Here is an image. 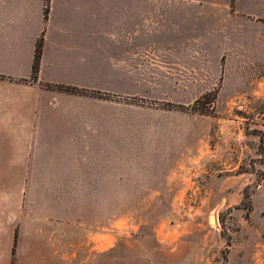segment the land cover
Listing matches in <instances>:
<instances>
[{"label": "rangeland", "instance_id": "1", "mask_svg": "<svg viewBox=\"0 0 264 264\" xmlns=\"http://www.w3.org/2000/svg\"><path fill=\"white\" fill-rule=\"evenodd\" d=\"M170 2L132 95L95 94L125 113L126 144L81 150L91 168L0 176V237L61 216L62 264H264V0Z\"/></svg>", "mask_w": 264, "mask_h": 264}, {"label": "crops", "instance_id": "2", "mask_svg": "<svg viewBox=\"0 0 264 264\" xmlns=\"http://www.w3.org/2000/svg\"><path fill=\"white\" fill-rule=\"evenodd\" d=\"M169 1L50 0L46 17V0H0V176H34L30 163L37 161H53L47 169L91 168L95 158L79 156L81 150L126 144L125 113L121 120L118 110L111 119L103 110L107 106L96 103L108 101L95 94L132 95L128 89L143 70L144 34L153 42L159 23L169 24L175 9ZM97 8L109 19L99 20ZM163 10L170 15L160 17ZM42 38L35 81L33 64ZM114 160L120 159H102ZM3 231L0 264H62L61 216L11 222ZM98 235L104 239L98 253L104 255L110 251V228Z\"/></svg>", "mask_w": 264, "mask_h": 264}, {"label": "trees", "instance_id": "3", "mask_svg": "<svg viewBox=\"0 0 264 264\" xmlns=\"http://www.w3.org/2000/svg\"><path fill=\"white\" fill-rule=\"evenodd\" d=\"M50 0H46V10H45V15L47 17L48 14V5H49ZM42 49H43V38L38 42L37 49H36V56L33 64V74H32V79L33 80H38V75L40 71V63H41V55H42ZM68 91L72 92H77L76 89H67ZM214 100H216V95L214 96ZM202 100L197 101V104H200ZM214 104V101L212 102Z\"/></svg>", "mask_w": 264, "mask_h": 264}]
</instances>
